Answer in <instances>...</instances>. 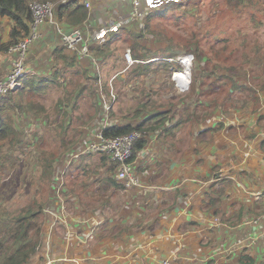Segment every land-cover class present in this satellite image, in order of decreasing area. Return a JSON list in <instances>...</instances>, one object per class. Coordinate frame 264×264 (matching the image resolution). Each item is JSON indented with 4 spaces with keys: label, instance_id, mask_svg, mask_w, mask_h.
Returning a JSON list of instances; mask_svg holds the SVG:
<instances>
[{
    "label": "crops",
    "instance_id": "obj_1",
    "mask_svg": "<svg viewBox=\"0 0 264 264\" xmlns=\"http://www.w3.org/2000/svg\"><path fill=\"white\" fill-rule=\"evenodd\" d=\"M66 1H75L88 13L81 24L58 19L63 33L79 28L89 35L102 23L126 15L114 0H61ZM54 13L58 18L56 9ZM11 24L8 18L1 19L4 42ZM36 33L25 60L34 71L29 77L52 79L58 48L92 69L88 59L82 62L63 44L49 23ZM13 59L8 51L0 52V80L11 70ZM255 77L264 79L262 72ZM238 78L243 83L244 78ZM257 96L261 108L256 112L218 106L200 121L184 118L182 122L185 106L175 111V100H157L156 108L169 114L162 126L144 131L145 144L132 159L139 186L129 191L117 183L106 156L81 154L66 174L58 173L64 221L52 227L44 212L43 247L29 264L47 260L52 264H159L163 259L171 264H264V90H258ZM203 97H193L188 106L210 107ZM135 106L133 114L126 113L114 124H151L154 114L136 115ZM196 113L202 111H192ZM98 118L89 125H99ZM87 133L65 154L64 162L72 151L81 150ZM56 179L52 176L51 183ZM114 181L120 187L110 183ZM57 201V195L50 194L45 206L52 208ZM88 234H93L92 240Z\"/></svg>",
    "mask_w": 264,
    "mask_h": 264
},
{
    "label": "trees",
    "instance_id": "obj_2",
    "mask_svg": "<svg viewBox=\"0 0 264 264\" xmlns=\"http://www.w3.org/2000/svg\"><path fill=\"white\" fill-rule=\"evenodd\" d=\"M30 1L0 0V52H6L9 46L31 35L32 15L28 6ZM54 1L60 2V0ZM166 2L161 5L159 11L147 15L144 20L147 28L150 18L170 17L172 14L167 13L171 8L178 9L189 3L199 10L204 5L203 0H188L183 4ZM62 3L55 6L58 18L55 13L54 16L57 21L61 19L70 24H81L87 18V10L75 1ZM208 4H212L211 0ZM3 17L8 18L12 23L6 42L1 37ZM147 32L151 33V30L148 28ZM141 33L140 26L132 23L111 33L105 43L95 44L90 49L103 63L110 57L117 56L116 53L120 49L128 47L131 58L136 60L133 66L135 77L138 78L161 72L170 75L173 70L179 68V65L168 61L167 58L175 59L185 53L188 46L194 45L196 58L203 62V66L199 77H193L185 97L199 99L200 96L205 95L203 98L209 101L211 106L205 108L201 104L191 108L187 105L179 122L184 118L200 121L218 106L225 109L243 108L252 113L261 108L257 92L264 90V79L256 78L255 75L262 72L264 76V0L218 1L208 20L192 28L190 37L182 35L159 37L164 47L157 50L150 49L140 41ZM56 52L52 79L25 76L21 80V87L9 91L0 99V175L5 170H13L25 159V150H22L21 146L24 133L25 139L29 138H27L28 130L19 127L20 116L29 115L32 119L30 125H36V131L32 132L27 146H32L31 154L38 155L34 158V162L38 165L34 196L24 204L15 205L20 199L18 195L21 189L27 192L30 188L21 185V176H23L22 180L26 178L30 180L33 176L29 173L17 172L8 182L1 179L3 174L0 176V264H29L32 257L43 247L44 208L49 199L48 191L55 171V163L79 143L81 126L87 125L100 114L101 100L94 90L99 82L98 74L82 67L76 58L64 53L63 48H58ZM243 59L244 63H242ZM242 64L251 66L247 76H244L246 82L243 83L239 81L237 71ZM119 69L121 68L115 65L110 68L112 71ZM53 90L62 92L54 99L53 105L55 117L62 115L60 123L57 119H51V114L43 101L45 97L48 99L51 96ZM84 97L90 99L93 110L87 114L88 117L82 125L75 128V134H69V126L72 123L71 111L78 110V101ZM150 97V94L146 95L145 100H141L135 106V110L136 115L154 114L150 118L153 120L151 124L146 125V122L113 124L104 130V135L122 136L133 131H154L162 126L167 120L168 110L164 112L158 110L157 101ZM198 109L202 113L192 114V111ZM143 139L134 143L131 160L135 152L143 148L145 144ZM115 168V165L110 163V170L114 172ZM110 183L120 187L116 181ZM250 263H252L251 259Z\"/></svg>",
    "mask_w": 264,
    "mask_h": 264
},
{
    "label": "rangeland",
    "instance_id": "obj_3",
    "mask_svg": "<svg viewBox=\"0 0 264 264\" xmlns=\"http://www.w3.org/2000/svg\"><path fill=\"white\" fill-rule=\"evenodd\" d=\"M218 1H221V0H211L212 4L209 5L208 2H210V0H203L204 5L199 10L196 7L193 8L188 3V4L182 5V7L178 9L177 8L169 9L168 11L169 13L167 14H172L170 17H164V18L153 17L152 19L150 18V24L148 28L151 30V33L147 32L148 28L144 21L147 16L141 19L140 21H135L136 24H138L140 28L142 29V33L139 39L141 42H143L145 46L149 47L152 50H157L159 48L164 47V43L161 42L159 37H163V36L177 37L179 35H182L184 37H190V35L192 34V28L195 25L197 26L202 25L204 22L208 20V18L213 13ZM114 2H115L114 5H116L117 7L123 8L122 12L127 14L130 11L129 2H120L119 0H114ZM125 5H128V8L125 7ZM120 15L122 14L117 15L114 20H118ZM109 22L111 21H106L105 23H102L100 27H104ZM130 23H133V22H130ZM127 51H129L128 47L120 49L119 52L116 53L118 54L117 56L114 55L110 57L108 61L100 63L98 68L96 69L99 71V74L101 76L98 82L100 83V86L96 87L100 95H106L102 90L105 82H109V80L113 77V75H116V78H117L116 90L118 91L119 99L121 95V99L119 100L120 102L119 101L117 102V104L113 108V111L111 112L112 120L114 121L123 120L126 117L125 116L126 113L133 114V109H132L133 106H135L138 101L140 102L141 100L142 101L145 100L146 95H149V94L151 95L150 98L152 100H155V101L160 100L162 103H168L169 101L175 100V111H178V109H181V107L183 106L189 105V101H191L192 98H186V97L179 98V96H186L188 92L185 94L179 93L176 87L174 88L173 82L170 79L172 73L175 70H173L170 75L166 72H161L157 74H151L147 77L135 79L136 77L134 73L135 72L134 66L131 65L130 67H127L126 65ZM189 53L193 55V61H192L191 69L189 72V74H191V82H192L194 76L199 77L201 68L203 66V62H200V60L196 58V52H195L194 45L188 46L187 51L181 55L189 54ZM169 59H173V58H167V60ZM172 62H175V59H173ZM242 63H244V59L242 60ZM176 64L179 65L178 62ZM113 65L121 69L116 70V71L110 70V68ZM177 65H175V67H177ZM243 66H248V65L242 64V66H239L237 71H238V75L244 78V76H247L248 71L251 69V66H248L246 68H244ZM96 70H94V72H96ZM177 70L182 71L183 67L179 65V68ZM179 77H180L179 81H181V76ZM243 82H246V79ZM137 87H138V91L134 89ZM61 94H62L61 91L58 92V91L53 90L51 92V96L48 99L45 97V99L43 100L48 109V112L51 114V119H57L58 123L62 121V115L59 114L55 117L54 111H53V105L55 103L54 99H56V97L60 96ZM78 104H79L78 110L76 109V111L74 112L71 111V114H70L72 123H71V126H69L68 133L72 135L75 134L74 132L75 128L82 125L83 121H85L88 117L87 114L91 113L93 110V107L91 105L92 102L90 101L88 97H84V99L82 100L80 99L78 101ZM16 113L17 112H15V115ZM175 115H176V112H175ZM98 119H100V114H99ZM20 120L21 121H18L19 127L20 128L23 127L24 130H28L27 138L29 139H25L26 134L24 133L22 137V144H21L22 150H25L24 151L25 159L23 161H20L19 164L13 170H5L3 173H1V175L3 174L1 179L4 182H8L11 178L16 176L17 172H19V174L21 172H23L24 174L29 173L33 177L30 180L29 178H26L24 179L26 181H24L22 180L23 176H21V185L23 187H30V188L28 189L27 192L26 190L24 191V189H21V192L18 195V198L20 199L15 203V205H22L30 197L34 196V189L36 188L34 187V182L36 181V177H35L37 173L36 168H38L37 163L34 162L35 161L34 158L38 155L33 154V153L31 154L32 146L31 147L27 146V144L30 142L32 132L36 131V125L34 126L30 125L32 119L29 115L20 116ZM66 120H68V118ZM91 122H88L87 125L85 124L81 126L82 127L81 133L79 134V137L81 139L83 135L85 134V132H88L87 136L84 139L87 142L90 140V138H92L93 131L96 130V127H97L95 125L90 126L89 124ZM84 140H81V141H84ZM82 151H83L82 148L79 152L75 150L74 152L77 154V158H71L67 160L68 162L67 161L64 162L65 159L63 158L65 154L62 155L60 159H58V161L55 163L57 170L53 174V178H57V179L55 181L52 180V183L49 187L48 195L58 194L57 189L52 190V186L55 187L57 185L56 183L59 180H61L59 179L58 173L66 174L70 170L69 168L71 167L73 161L75 162V160L79 159L78 157L81 155ZM60 187L61 186H59L58 188ZM4 203L5 201L3 202V204Z\"/></svg>",
    "mask_w": 264,
    "mask_h": 264
},
{
    "label": "built area",
    "instance_id": "obj_4",
    "mask_svg": "<svg viewBox=\"0 0 264 264\" xmlns=\"http://www.w3.org/2000/svg\"><path fill=\"white\" fill-rule=\"evenodd\" d=\"M85 1V0H84ZM120 2H129L130 11L128 14L119 17L114 22H109L104 27H100L92 34H84V31L79 28H75L70 32L64 31L58 25V21L54 16L55 4L52 1L40 2L37 0H31L29 2V10L32 15V32L27 38L20 39L18 42L12 44L8 48V54H13L14 59L12 61L11 70L7 75L0 80V99L4 97L9 91H14L16 88L21 87V80L28 74H33L34 71L30 70L26 66V57L29 49V45L36 37L37 28L44 23H49L53 26L56 32L60 35L63 44L71 51L75 52L82 62L87 59L91 62L92 67H96L98 60L90 52V47L96 43H102L105 38L113 32L118 31L123 26L130 22L140 21L150 13L158 11L166 1L174 3H184L188 0H119ZM167 3V2H166ZM85 4V2H84ZM87 7L89 4H86ZM173 61V59H169ZM178 64L183 67L182 71L175 70L170 79L173 82L174 88L180 93H185L189 90L191 84V74H189L193 55L191 53L176 58ZM135 60L131 58L130 52L126 54V65L130 67ZM184 75V80L179 81V75ZM113 76L109 80L108 85V97L100 95L101 108L100 119L98 120L96 130L93 131L92 138L85 142L82 147L81 154L98 153L99 155L106 156L110 163L115 165V179L117 183L125 191H129L134 187L139 186L138 179L135 173V163L131 160L133 153V145L136 141L142 139L145 135L142 131H133L129 134L115 137H107L104 135V130L114 124L110 117V113L116 99L114 87L116 80ZM91 126V125H90ZM71 158H77V154L72 151L68 160ZM57 190H58V183ZM58 201L52 203V208H44V212L51 218V226L55 227L58 222L64 221V205L62 198L57 194ZM47 205V204H46ZM88 239H93V234H88ZM45 264H52L51 260H47ZM159 264H171L169 259H163ZM219 264V263H217Z\"/></svg>",
    "mask_w": 264,
    "mask_h": 264
},
{
    "label": "clouds",
    "instance_id": "obj_5",
    "mask_svg": "<svg viewBox=\"0 0 264 264\" xmlns=\"http://www.w3.org/2000/svg\"><path fill=\"white\" fill-rule=\"evenodd\" d=\"M60 2H61V0H60ZM184 3H186V2H184ZM178 4H183V3H178ZM54 10H55V8H54ZM157 11H155L154 13H156ZM151 14V13H150ZM146 17V16H145ZM57 20V19H56ZM122 29V28H121ZM120 30V29H119ZM118 30V31H119ZM92 47V46H91ZM90 47V48H91ZM8 50V49H7ZM184 55H186V54H184ZM184 55H181V56H184ZM179 57V56H178ZM177 58V57H176ZM176 58H175V60H176ZM98 60V59H97ZM169 61V60H168ZM135 62H136V60H135ZM134 62V63H135ZM170 62H172V61H170ZM176 62V61H175ZM133 63V64H134ZM177 63V62H176ZM99 64H100V61L98 60V63H97V66L96 67H92V69L91 70H96L97 68H98V66H99ZM132 64V65H133ZM180 65V64H179ZM181 66V65H180ZM182 67V66H181ZM178 71V70H177ZM180 71V70H179ZM96 73L98 74V77L100 78L101 76H100V74H99V71L98 70H96ZM115 78V80H116V83H117V78H116V75H113ZM106 84H104V87H103V92L106 94L105 96H106V98L108 97V85H109V82H105ZM191 85V84H190ZM97 86H100V83H98V85ZM102 88V87H101ZM190 89V88H189ZM114 91H115V94H116V99H115V101H114V104H113V107H112V110H113V108H114V106L117 104V102H118V91L116 90V85H115V87H114ZM189 91V90H188ZM187 91V92H188ZM96 92H97V94L99 95V97H100V93H99V91L96 89ZM120 97H121V95H120ZM111 110V111H112ZM111 114V113H110Z\"/></svg>",
    "mask_w": 264,
    "mask_h": 264
},
{
    "label": "bare ground",
    "instance_id": "obj_6",
    "mask_svg": "<svg viewBox=\"0 0 264 264\" xmlns=\"http://www.w3.org/2000/svg\"><path fill=\"white\" fill-rule=\"evenodd\" d=\"M179 76H181V81H182V79L184 80V75L183 74L179 75ZM179 79H180V77H179Z\"/></svg>",
    "mask_w": 264,
    "mask_h": 264
}]
</instances>
